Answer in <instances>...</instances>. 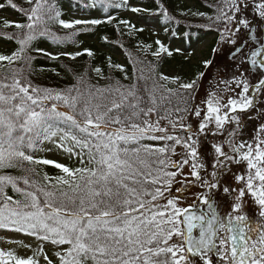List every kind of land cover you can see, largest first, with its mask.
<instances>
[{"label":"snow or ice","instance_id":"obj_1","mask_svg":"<svg viewBox=\"0 0 264 264\" xmlns=\"http://www.w3.org/2000/svg\"><path fill=\"white\" fill-rule=\"evenodd\" d=\"M152 2L154 9L131 0H69L73 15L98 11L100 18L68 20L61 0L0 2V9L22 17L0 18V30L15 29L0 36L18 46L0 54L7 62L0 63V230L37 242L33 248L8 241L33 254L0 250V264H264V0H215L204 5L210 14L181 13L206 19L205 30L219 33L213 59L203 65L226 61L222 70L230 79L222 77V91L234 93L227 103L211 93L197 103L204 72L188 82L161 74L149 86L152 78L142 69L130 77L108 57V69L134 78L125 85L101 66L60 63L91 58L90 49L52 53L36 46L76 47L81 35L113 24V11L135 14L117 21L119 35L125 34L119 25L129 36L142 32L132 20L148 13L177 37L180 21L163 0ZM154 43L152 56H172L160 39ZM33 52L58 62L48 71L74 83L59 90L34 84ZM245 119L258 122L255 134L251 142H237ZM225 124L234 128L225 132ZM54 151L77 166L37 155ZM41 165L58 171L49 174ZM41 172L42 181L35 178ZM249 196L258 209L255 222L244 211Z\"/></svg>","mask_w":264,"mask_h":264},{"label":"trees","instance_id":"obj_2","mask_svg":"<svg viewBox=\"0 0 264 264\" xmlns=\"http://www.w3.org/2000/svg\"><path fill=\"white\" fill-rule=\"evenodd\" d=\"M0 2H3V0H0ZM15 2L17 4H22L23 0H15ZM214 2L215 0H163L167 10L176 16L180 21L179 24L175 25V28L179 31V35L175 38H173L170 33H166L164 31L165 25L160 22L158 17L151 16L148 13L140 14L136 19L132 20V23L135 24L136 28H143L142 32H137L132 36H129L127 34L128 30L124 29L122 25H119L121 30L125 33L123 35H119L116 31L117 21L120 19H129L135 14L123 11H113L112 14L116 16V20L113 21V24L102 23L93 31L81 35L78 38L79 43L76 47L65 45L63 48L58 49L47 41H37L36 46L52 53L60 50L69 52H83L84 49H90L94 53L93 57L91 58H89L86 54L78 57L76 61H71L66 57H62L60 63L72 64L78 69H82L85 66H101L104 68L105 74H108L111 71L113 74V79L118 78L125 85L131 84L134 78L130 80H124V73L116 69H108V57H111V62L114 65H122L125 72L130 77H132L134 70H136L137 75H140V70L142 69L143 75L146 78H152L146 81L149 86L151 85L152 80H159V76L161 74L170 78L179 77L181 81L188 82L189 80L196 78L200 72H204L205 75L198 82V89L201 91L204 89V86L207 82L214 81V75H216V72L219 73V70L222 67L220 64L224 59L222 57L216 58L213 66L205 69L204 65L191 63L190 57L188 56H190V53L197 45L204 43L210 38V44L211 47H213L215 44H217L219 33L215 29L205 30L203 25L208 23L206 19H198L191 16L184 18L181 13L190 9L191 11H199L210 14L212 10L205 7L204 5L205 3L212 4ZM131 3L138 6H144L149 9L155 8V4L152 2V0H131ZM61 4L63 6L62 11L64 13L62 18L65 20L70 18H100V13L98 11L92 12L89 16H81L79 14L73 15L69 11V0H61ZM0 18H6L8 20L14 21L22 20L20 14L11 8L7 10L0 9ZM146 25L156 27L159 33H154L149 28L145 27ZM53 30L57 32L64 31L58 26H53ZM0 31L11 32L15 31V29ZM102 37H107V42L103 40ZM156 39H160L165 44V46L172 49V56L169 57L167 54H162L161 57L152 56L151 52L156 49V45L154 43ZM140 45H151L152 47L147 50H142L139 47ZM17 47L18 46L15 42L8 40L4 36H0V54L9 55L14 50H16ZM176 48H181L182 51L176 52ZM31 54L38 57L34 61L35 68L37 69L35 75L32 76L34 84L53 87L59 90L70 87L74 83L70 76H65L62 73V75L58 77L48 71L50 67H55L58 62H52L39 53L33 52ZM212 59L213 57L211 60ZM0 63L6 65L7 62ZM41 68H43L44 71H39ZM91 77V83L95 84L97 82L95 74H91ZM100 83L105 84L106 81H100ZM161 83L166 82L161 81ZM214 89L216 90V88ZM214 89L210 90L208 93L212 94ZM199 102L200 98L198 95L197 103ZM235 115H237V113H234L233 116ZM227 125L229 126V124ZM212 127L215 131L216 129L214 128V124ZM211 138H215V141L216 139H221L220 137ZM74 163L76 164V161ZM37 167L42 170H46L49 174H55L58 171L52 166L41 165ZM232 168L235 170L237 165H232ZM42 175L43 172H41V176L35 178L42 181Z\"/></svg>","mask_w":264,"mask_h":264},{"label":"rangeland","instance_id":"obj_3","mask_svg":"<svg viewBox=\"0 0 264 264\" xmlns=\"http://www.w3.org/2000/svg\"><path fill=\"white\" fill-rule=\"evenodd\" d=\"M154 30V28L152 29ZM217 44H215L213 47H211V44L209 40L203 44H200L194 48V50L190 53V61L191 63L194 64H202L204 60H210L213 57V52L212 49L216 47ZM224 63H226L225 60L222 61L220 66H222ZM219 66V67H220ZM223 76H228L230 79V74L224 73L222 70V67L219 70V73L216 72V75H214V81L212 82H207L204 86V89L199 91V98L200 100L202 99H207L209 96V91L214 89V92L212 93L213 96L220 97L223 96V102L227 103L228 97H234V93L230 91H222L225 89V85L222 81ZM206 111L207 105H203ZM230 116H233L232 112H229ZM257 121L255 120H246L245 119V124L243 127V135L237 137V142H239L240 139L246 140L251 142L252 137L255 134V127L257 125ZM215 128V127H214ZM234 128L233 125L229 126L225 124V132L232 130ZM212 141H215V138H211ZM218 141V139H216ZM39 156H44L48 159H51L53 161L68 165V166H76L75 159L68 160L66 156L60 152L54 151L51 153H40ZM238 167V166H237ZM187 171V169H185ZM248 203L245 204V214L248 215L253 222H255V219L258 218V209L257 206L251 202V197L246 198ZM190 202V199H189ZM250 205V206H249ZM10 240H15V241H23L24 244H32V247H36V241L34 238L26 237L23 236L22 234H16V233H11L7 232L5 230H0V250L2 251H14L15 255L21 258H26L32 256V251L29 250L28 248H25L22 246L20 243H9L8 241ZM48 253L49 256H52V247L49 245L45 249ZM54 259V257H53ZM40 264H44L43 260L41 259Z\"/></svg>","mask_w":264,"mask_h":264}]
</instances>
